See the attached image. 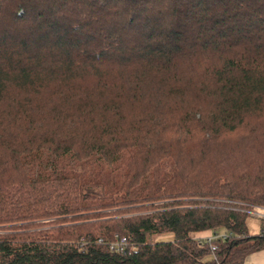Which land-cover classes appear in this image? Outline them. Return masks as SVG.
<instances>
[{
	"label": "trees",
	"instance_id": "trees-1",
	"mask_svg": "<svg viewBox=\"0 0 264 264\" xmlns=\"http://www.w3.org/2000/svg\"><path fill=\"white\" fill-rule=\"evenodd\" d=\"M255 204L264 0H0V264H242Z\"/></svg>",
	"mask_w": 264,
	"mask_h": 264
},
{
	"label": "crops",
	"instance_id": "crops-1",
	"mask_svg": "<svg viewBox=\"0 0 264 264\" xmlns=\"http://www.w3.org/2000/svg\"><path fill=\"white\" fill-rule=\"evenodd\" d=\"M253 219L252 221H249V219ZM247 226L249 230H255L256 232L259 229V219L254 217H248L246 220ZM208 232H204L202 235H208ZM242 264H264V249L254 251L250 254H248Z\"/></svg>",
	"mask_w": 264,
	"mask_h": 264
},
{
	"label": "built area",
	"instance_id": "built-area-1",
	"mask_svg": "<svg viewBox=\"0 0 264 264\" xmlns=\"http://www.w3.org/2000/svg\"><path fill=\"white\" fill-rule=\"evenodd\" d=\"M252 206H256V208L253 209V207H250L247 210V212L257 216L258 219L264 218V206L261 205H252ZM98 240L100 241V239ZM126 246H127V238L125 236L115 235L113 240H111L109 243L110 250H114V251H123L126 248Z\"/></svg>",
	"mask_w": 264,
	"mask_h": 264
},
{
	"label": "rangeland",
	"instance_id": "rangeland-1",
	"mask_svg": "<svg viewBox=\"0 0 264 264\" xmlns=\"http://www.w3.org/2000/svg\"><path fill=\"white\" fill-rule=\"evenodd\" d=\"M190 98H191V97H190ZM190 103H194V102L192 101V102H190ZM132 110H135V108H133ZM127 111L130 112L131 110L128 108ZM172 116H175V117H176L177 115H172ZM172 118H174V117H172ZM255 205H256V204H255ZM248 207H249V208H250V207H253V209L256 208V206H252V205H249ZM249 208H248V209H249ZM248 215H249L248 217H254V218H257V216H255V215H253V214H250V213H249ZM257 219H258V218H257ZM252 220H253V219H251V218L249 219V221H252ZM259 230H260V228L258 229V231H259ZM250 232H251V233H255L256 231H255L254 229H253V230L251 229ZM172 238H173V234H172L171 232L161 233V234H156V235H150V236H149V239H150V240H153V239H155V240H170V239H172Z\"/></svg>",
	"mask_w": 264,
	"mask_h": 264
}]
</instances>
